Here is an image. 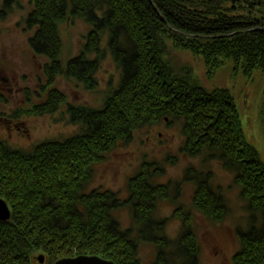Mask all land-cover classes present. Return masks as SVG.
I'll list each match as a JSON object with an SVG mask.
<instances>
[{
	"label": "trees",
	"instance_id": "trees-1",
	"mask_svg": "<svg viewBox=\"0 0 264 264\" xmlns=\"http://www.w3.org/2000/svg\"><path fill=\"white\" fill-rule=\"evenodd\" d=\"M0 1L5 9L20 3ZM26 1L25 24L37 27L33 51L47 64L41 96L28 94V108L14 115H54L64 109L78 132L31 150L0 142V199L12 210L11 219L0 222V264H41L36 261L40 253L46 264L83 256L143 264L140 242L156 247L152 264H167L169 241L153 213L170 187L156 184L158 169L149 171L144 162L128 182L125 201L111 191H89V184L94 166L111 151L130 145L143 128L172 119L182 124L186 154L217 159L241 189L248 228L237 229L240 249L230 264H264V156L245 135L234 92L205 86L174 57V51L185 52L203 62L209 82L227 67L248 80L259 74L264 81L263 0ZM75 20L87 25L88 34L78 56L63 64L60 28ZM107 60L120 75L118 87L103 92L97 109L71 105L57 88L58 79L97 90L96 75ZM262 89L264 116V84ZM206 178L197 183L196 207L211 223H221L222 197L209 198ZM124 206L131 209L135 233L115 217ZM176 246L183 251L174 260L200 264L191 224H185Z\"/></svg>",
	"mask_w": 264,
	"mask_h": 264
},
{
	"label": "rangeland",
	"instance_id": "rangeland-1",
	"mask_svg": "<svg viewBox=\"0 0 264 264\" xmlns=\"http://www.w3.org/2000/svg\"><path fill=\"white\" fill-rule=\"evenodd\" d=\"M3 6L0 1V13L7 12L6 15L0 14V68L5 69L8 83H0V93L5 96L4 101L0 99V114L7 113L12 117L19 109L28 108L26 96L30 93L35 95L33 92L39 89L42 66L47 60L34 56L26 44L27 37L24 36L22 28L29 10L27 1L20 0L12 9H5ZM87 31V25L79 20L62 25L60 35L64 45L63 64L78 56ZM174 52L175 60L177 58L188 67L205 86H220L234 92L245 135L264 156V116L261 113L264 81L261 75L255 74L248 80L240 73L234 74L227 67L220 69L209 82L203 62L189 53ZM96 76L98 88L94 91L86 90L75 79L69 78H59L56 85L67 95L71 105L97 109L101 105L103 92L109 86L118 87L120 75L111 60H107ZM63 110L54 115L20 117L18 127L21 132L14 129L10 133L11 137L8 134L11 146L31 150L47 140L67 139L77 133L78 126L69 124L70 117ZM182 129L181 122L173 119L143 128L130 145L111 151L106 160L94 166L89 191H111L125 201L130 197L128 182L139 172L144 162L149 165V171L156 167L159 171L156 184L170 187L167 199L157 201L153 213L154 220L163 223V236L169 241L170 259L167 264H182V259L177 262L173 256L181 255L183 251L182 248L178 249L176 243L185 224L192 226V233L199 246L200 264H230L234 254L240 249L236 231L238 228L242 231L248 228L246 203L240 198L241 189L235 184V175L225 170L220 161L205 154L198 155L197 158L186 154V138ZM24 130L28 131L31 138L22 134ZM188 170H192V173L189 174ZM205 177L209 188L222 197L226 215L221 223H211L196 207V179ZM115 217L124 230L136 232L137 226L129 206L116 211ZM139 248V257L143 264L156 261L157 249L153 244L140 242ZM40 255L44 254H37L36 261Z\"/></svg>",
	"mask_w": 264,
	"mask_h": 264
},
{
	"label": "flooded vegetation",
	"instance_id": "flooded-vegetation-1",
	"mask_svg": "<svg viewBox=\"0 0 264 264\" xmlns=\"http://www.w3.org/2000/svg\"><path fill=\"white\" fill-rule=\"evenodd\" d=\"M14 7H15V5H11V9L14 8ZM0 14L6 15V13H4V12H1ZM24 25L25 26L22 28V31L24 33V36L27 37L26 44L28 45L30 52H32L34 56H36L38 58H42L43 56L40 57V56H38V55H36L34 53L33 47H32V43H31V39L34 37V33H35L34 30L36 31L37 27H35V28L33 26H30L29 27L28 25L25 24V22H24ZM43 58L46 59L45 57H43ZM46 64H47V62L42 66L43 72L45 70V65ZM5 74H6L5 69L0 68V83H8V80H7L6 76H5ZM38 87H39V89L37 88V90L35 92H33V94H35L36 97L41 96L40 93L43 92V90H41V88H40L39 85H38ZM30 94L32 95V93H30ZM4 98H5V96L2 93H0V99H2L4 101L5 100ZM20 120L21 119L18 116V114L16 116L13 115L12 117H10L9 115H7V113H2L1 112V114H0V142H2V141L3 142H7L9 145H11V143L9 141L8 134L12 133L14 129H17L18 131L21 132V130L18 127L20 125ZM22 125H25V123H23ZM22 134L23 135H28V137L31 138V136H30V134H28V131L27 130H24L22 132ZM6 135L8 136V138H6L7 137ZM10 137H11V134H10ZM191 158H197V157H191ZM199 181L200 180H197L196 179V184L199 183ZM216 197H218V196H217L215 190H212L211 189L210 190L209 198H211L212 200L215 201L216 200ZM10 210H11V208H10ZM11 212H12V210H11ZM0 222H2V221H0Z\"/></svg>",
	"mask_w": 264,
	"mask_h": 264
},
{
	"label": "water",
	"instance_id": "water-1",
	"mask_svg": "<svg viewBox=\"0 0 264 264\" xmlns=\"http://www.w3.org/2000/svg\"><path fill=\"white\" fill-rule=\"evenodd\" d=\"M264 2V0H263ZM12 212L9 208V205L6 201L0 199V221L3 223H6L11 219ZM45 256L40 255L39 258H37L38 263L45 264ZM56 264H114V262L109 260H103L100 257L94 256V257H79V258H72V259H61L57 261Z\"/></svg>",
	"mask_w": 264,
	"mask_h": 264
}]
</instances>
